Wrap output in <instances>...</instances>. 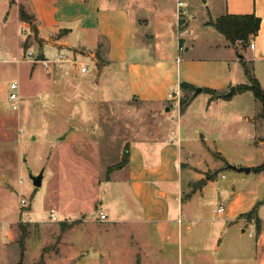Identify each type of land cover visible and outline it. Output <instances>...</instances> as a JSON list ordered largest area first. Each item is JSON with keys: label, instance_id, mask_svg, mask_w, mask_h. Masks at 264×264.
<instances>
[{"label": "rangeland", "instance_id": "rangeland-1", "mask_svg": "<svg viewBox=\"0 0 264 264\" xmlns=\"http://www.w3.org/2000/svg\"><path fill=\"white\" fill-rule=\"evenodd\" d=\"M15 2L0 0V264H117L112 247L115 235L100 236L96 216L100 209L110 210L113 215L117 211L121 217L128 215L118 182L129 178V170L120 163L132 145L146 144L150 138L166 140L180 134L185 198L191 197L190 205L187 204L191 216L203 220L192 222L193 230L201 234L195 243L208 240L214 228L218 233L224 230L227 222H220L215 209L220 202L226 204L227 193L232 190L231 177L240 173L224 168L225 163L255 164L245 179L248 183L260 181L259 174L264 171L255 169L264 165V105L251 89L240 87L250 85L246 66L259 81L255 76L257 69L264 82V60L229 61L223 52L231 42L212 22L213 27L204 24L210 19L205 1L184 0L190 9L186 14L190 33L207 34L210 44L216 46L199 45L194 54L188 46L189 51L180 54L184 57L181 65L193 62L194 70L214 78L218 75V79L229 74L239 88L232 95L221 97L203 90L191 99L194 91L186 84L179 93L180 111L176 105L168 108L166 101L162 106L145 104L132 94L125 67L109 64L102 68V40L94 48L76 32L71 37L72 48L35 42L37 30L18 22ZM21 5L29 14L25 4ZM130 10L137 31L132 54L141 47L147 48L149 52L144 54L150 58L155 55V47L163 44L159 47L161 54H176V36L173 40L167 36L160 43L148 38L153 24L138 23L135 9L131 6ZM239 47L241 53L251 55L249 47ZM74 49L79 53H74ZM219 49L223 50L216 54ZM28 51L33 54L29 56ZM89 51L97 53L95 63L90 61ZM60 54L87 61L89 72H78L77 62L59 59ZM135 56L144 59L143 54ZM13 81L19 82L17 108L9 100ZM231 86L218 91L227 92ZM182 100L185 101L181 105ZM193 161L198 165L191 170ZM42 170V185L35 186L31 174ZM194 170H205L201 174L209 180L191 192L198 180ZM124 185L128 188V184ZM263 186L264 183L260 185ZM22 199L25 203H21ZM52 214L56 219H52ZM113 223L108 222L110 227ZM117 224L114 223L116 228ZM185 226L186 223L184 229ZM23 229L27 231L25 251L18 263ZM115 234L133 246L130 252L135 258L130 264H181L178 243L164 249L154 237L157 242L151 249L145 247L146 242L135 231ZM219 242L216 240L206 250H214ZM223 259L224 255H220L221 263Z\"/></svg>", "mask_w": 264, "mask_h": 264}, {"label": "crops", "instance_id": "crops-1", "mask_svg": "<svg viewBox=\"0 0 264 264\" xmlns=\"http://www.w3.org/2000/svg\"><path fill=\"white\" fill-rule=\"evenodd\" d=\"M15 1L18 8L21 4H25L29 14L33 17L30 21H23L19 19L18 12V22L21 21L30 28L35 26L37 30L35 42L72 48L70 41L72 35L76 32L79 33L84 43L94 48L102 40L105 47L101 54L104 57L102 68L109 64H114L119 68L125 67L132 94L137 101L142 103L162 106L161 104L166 101L168 103L164 105L168 108H174L176 105L177 111H180L178 101L170 99L169 96L170 94L181 93L183 82L193 85L194 89L201 86L220 90L235 85L228 73L224 79H218V75L214 78L212 75L209 76L208 73L202 75L194 70L193 62L185 63L184 67L181 65L184 57L180 54L184 50L187 51L188 46H191V53L194 54L199 51V45L202 48H211L216 45L210 44L207 34L195 36L190 33L191 31L187 28L190 20L186 15L190 11L189 7L186 6L187 12L184 15V20L180 26L178 25L177 0L175 2L174 0ZM204 1L210 14V19L205 20L204 24H209V27L212 20L228 13H254L258 16L261 19L260 29L257 35L253 37L257 41L254 48L247 46L252 51V56L242 54L245 60L253 62L264 60V0ZM131 6L135 9L133 14L136 13L135 20L138 23L153 24L150 35L148 33L146 35L148 38L152 37L153 40L160 43L159 41L167 38V36L172 40L176 36V54H170L166 51L161 54L159 47L162 48L164 44L155 47V55L150 58H146L144 54L148 51L147 48L141 47L132 54L131 50L135 47L137 31L133 28ZM185 23L187 25L183 27ZM211 26L213 27V25ZM32 39L34 38L32 37ZM200 41H202L201 44ZM179 44L184 48L181 52L178 51ZM227 46H225L223 53L226 54L229 61L241 59L232 47L233 45L229 48ZM221 50L223 49L215 51L216 54ZM74 53L78 54L79 51L74 49ZM135 53L143 54L144 59L135 58ZM96 54L94 51L87 52L92 63L98 60ZM189 58L192 59L191 56ZM77 61L80 63L87 62ZM108 71L111 72V69ZM256 75L264 89V82L260 80L257 69H255ZM128 154V162L125 166L128 167L129 178L118 182V192L122 196L121 201L127 208L128 215L121 217L117 211L113 215L110 210L100 209L107 213V219L100 220L99 215L96 216L98 222L96 226L98 233L101 234L100 236L115 235L112 247L116 252L117 259L115 262L117 264L134 262L135 257L133 252H130L133 246L130 242L127 243V241H124L125 239L115 234L120 231L125 233L127 230L128 232L135 231L146 242L145 247L151 249H153L154 241H156L154 237L163 243L164 249L168 245L172 246L178 243L181 264H264V186L263 188L260 187L264 183V171L259 174L260 181L257 180V182L252 180L248 183L245 180L249 173L243 172L245 175H241L242 172H240L232 175L229 185L232 190L227 193L229 195L226 204L220 202L216 207L217 209L220 205H223V211L218 213L215 209L220 222H227V227L224 230H219V233L213 227L214 229L210 232L211 236L208 240L204 243L198 241L195 243V240L201 234L193 230L192 222L203 220L192 217L193 213H191L189 207L191 197L187 198L186 196L185 198L186 192L181 174L184 162L182 160L183 146L180 143V134L175 137H168L166 140L146 139V144L132 145ZM227 164L228 162L225 163L224 168H227ZM196 165L198 163L193 161L190 169L192 170L193 166ZM247 166H250L252 171L255 164L250 162ZM203 171L196 172L194 170V178L198 180L203 178L201 174ZM124 184H128L129 189L125 188ZM185 205L187 210L184 212ZM249 212L253 213L252 218L242 216ZM110 220L118 223V228L114 226V223L110 227L108 224ZM235 224L240 225L234 229L233 225ZM216 234H218V237ZM218 239L220 242L213 248L214 250H206V248L214 246ZM99 241L100 239L97 238L96 243H99ZM220 252L221 254H219ZM220 255L225 257L222 263ZM235 256H238L236 261L233 260Z\"/></svg>", "mask_w": 264, "mask_h": 264}, {"label": "trees", "instance_id": "trees-1", "mask_svg": "<svg viewBox=\"0 0 264 264\" xmlns=\"http://www.w3.org/2000/svg\"><path fill=\"white\" fill-rule=\"evenodd\" d=\"M19 15L20 18L23 21H30L33 17L29 15L26 10L24 9L23 5L19 6ZM215 28L223 34L227 40L231 42V44L234 46L236 49L237 53L240 52V46L242 47H247L252 38L257 35L259 29H260V24H261V19L256 16L254 13H248V14H224L219 17H217L215 20L211 21ZM99 55V53H98ZM100 56V55H99ZM245 72L249 78L250 85H241L240 87L243 89H251L255 95L256 98L262 100L263 105H264V89L262 88L260 82L254 77V75L251 73V69L246 66L245 67ZM186 83H182L181 86H185ZM187 86L191 87L194 89L193 85L187 84ZM239 86H237V89ZM203 90H206L210 92L212 95L215 97H221V96H227L225 93L219 92L217 89H213L210 87H204ZM190 101V98L188 99ZM185 100L181 101V105ZM263 115H264V110H263ZM128 152L123 155V162L120 163V166H125L126 163L128 162ZM264 168V165L256 167L255 169L261 170ZM254 167H252V170ZM252 212L243 214L242 216H246L248 218H252ZM65 226L62 227L64 229ZM26 230H22V235L20 237V260L18 263L21 262L22 258L24 257V251H25V237H26Z\"/></svg>", "mask_w": 264, "mask_h": 264}, {"label": "built area", "instance_id": "built-area-1", "mask_svg": "<svg viewBox=\"0 0 264 264\" xmlns=\"http://www.w3.org/2000/svg\"><path fill=\"white\" fill-rule=\"evenodd\" d=\"M176 8H177V13L176 14H177L178 25L180 26L182 21L184 20V15L187 12L185 2L183 0H177ZM24 28H26V27L24 26ZM249 46H250V48H254L255 43L251 40ZM183 49H184L183 46L181 44H179L178 51L181 52ZM32 54H33L32 51H28V55L29 56L32 55ZM59 59L68 60V61H72V62L75 61L72 57L66 56L64 54H60ZM77 70L80 73H86V72L89 71V65L86 64V63H80V62L77 61ZM18 89H19V82L18 81H13L10 84V94H9V100H10L13 108H17L18 107V104L16 102L20 98L19 93H17ZM169 98L173 99V100L176 99L178 101V103H179V93L170 94ZM21 203H25V199H22ZM223 208H224L223 205H220L216 209V212L221 213L223 211ZM107 216L108 215H107L106 212H104V211H100L99 212V219L100 220L107 219ZM52 219L53 220L56 219L55 215H53V214H52Z\"/></svg>", "mask_w": 264, "mask_h": 264}, {"label": "water", "instance_id": "water-1", "mask_svg": "<svg viewBox=\"0 0 264 264\" xmlns=\"http://www.w3.org/2000/svg\"><path fill=\"white\" fill-rule=\"evenodd\" d=\"M186 25H187V23H185V25L183 27H185ZM238 57L243 59L244 55L242 53H238ZM202 91H203V87H201V86L195 87L194 93H193L191 99H193L198 93H200ZM236 91H237V87L235 85H232L230 87V89L225 93V95H227V96L232 95ZM226 167L229 168V169H233L235 171H238V172H245V173H250L251 172V167L250 166H236V165L228 163ZM43 177H44L43 170L39 174H35V175L31 174V178H32L33 183H34L35 186H41L42 185ZM206 182H207V179L204 178V177L199 179V180H197V182L195 183V185L193 187V191L198 189L203 183H206Z\"/></svg>", "mask_w": 264, "mask_h": 264}]
</instances>
